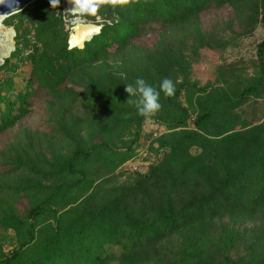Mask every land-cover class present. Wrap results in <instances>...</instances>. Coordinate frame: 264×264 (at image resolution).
Segmentation results:
<instances>
[{"label": "trees", "instance_id": "1", "mask_svg": "<svg viewBox=\"0 0 264 264\" xmlns=\"http://www.w3.org/2000/svg\"><path fill=\"white\" fill-rule=\"evenodd\" d=\"M229 8L239 36L259 26L264 32V0L109 6L102 33L71 51L63 12L49 0L4 21L16 37L0 68V136L30 114L42 92L53 108V140L70 147L51 160L28 150L14 159L6 176L24 174L12 191L31 204L21 215L0 207V228L13 231L16 244L10 253L0 245V264H264V120L240 112L264 98V39L259 72L246 85L224 79L200 87L191 79L197 50L213 47L201 17ZM153 25L165 30L160 41L136 46ZM27 63L30 78L19 90L15 77ZM137 78L157 88L164 78L179 82L173 97L161 93L153 116L170 131L153 139L160 158L122 181L117 172L137 156L147 121L126 103L125 84Z\"/></svg>", "mask_w": 264, "mask_h": 264}, {"label": "rangeland", "instance_id": "2", "mask_svg": "<svg viewBox=\"0 0 264 264\" xmlns=\"http://www.w3.org/2000/svg\"><path fill=\"white\" fill-rule=\"evenodd\" d=\"M67 3V0H60L58 8L61 12L66 11ZM230 14L231 9L229 8L207 12L201 17L203 31L209 32L214 39L212 40V48L199 49L197 50L198 55L193 57L191 79L192 82L198 83L200 87L217 86L224 79L225 81L228 79L231 85L239 82L246 85L259 72L256 66L257 46L264 39L262 27H257L249 37L239 36L241 30L232 26L231 19L234 16L231 17ZM5 27L8 28L7 26ZM233 30H236V35H234ZM164 32L165 30L161 25L150 26L135 42V45L144 50L145 48H153L160 41ZM191 44L196 46L197 42L193 40ZM189 50L194 53L193 50ZM14 51L15 48L7 58L0 62V68ZM112 53H114V50H112ZM12 63H15V61H12ZM30 74L31 66L29 63L21 64L15 77L16 86L19 90L24 89L25 82L30 78ZM238 77L239 79H237ZM184 100L183 97L182 101L184 102ZM49 101L44 93L39 92L33 98L30 114L14 129L0 136V196L5 199V204L3 203L0 207L4 211L8 212L9 205H11L13 211L21 215L31 204L29 198H24L22 194L16 195L14 189L12 191V188L17 186L16 181L22 180L24 174L20 172L6 176L16 168L13 161L17 156L23 154L24 150H28L32 152V155L38 153L36 155L41 159L44 157V159L51 160L63 153L65 154L70 147L69 144H62V142L53 140V131L56 126L53 121V108ZM241 111L245 113L244 118L255 123H261L264 120V98L260 100L251 99ZM195 119L196 115L193 113L189 123L191 129L194 128ZM169 132L165 126L158 124L153 117L147 119L143 126L137 156L127 162L117 172L121 175L122 181H125L130 174H146L149 171L150 167L160 158L156 152L151 150L153 139H157ZM154 147L157 148L158 145L154 144ZM40 153L41 155H39ZM0 245H2L5 253H10L16 247L14 232L4 231L0 228ZM112 264L120 263L114 262Z\"/></svg>", "mask_w": 264, "mask_h": 264}, {"label": "clouds", "instance_id": "3", "mask_svg": "<svg viewBox=\"0 0 264 264\" xmlns=\"http://www.w3.org/2000/svg\"><path fill=\"white\" fill-rule=\"evenodd\" d=\"M4 0H0L3 3ZM52 8H58L60 0H49ZM71 5L64 13L65 31L69 33L67 46L71 51L74 48L83 50L85 43L99 36L104 28L101 12L106 7L113 9L129 7L139 0H67ZM5 15H0V27H3ZM11 31V29H9ZM170 78H164L158 88L149 84L143 78H137L134 83L125 84L127 93L126 103L134 106L139 115L149 119L155 116L161 109V93L170 98L175 95L176 83Z\"/></svg>", "mask_w": 264, "mask_h": 264}, {"label": "bare ground", "instance_id": "4", "mask_svg": "<svg viewBox=\"0 0 264 264\" xmlns=\"http://www.w3.org/2000/svg\"><path fill=\"white\" fill-rule=\"evenodd\" d=\"M71 5L67 4L66 10L69 9ZM6 17L2 24L4 25V21L7 19ZM0 62H2L5 58H7L14 49V34L12 31H9V28L5 26L0 27Z\"/></svg>", "mask_w": 264, "mask_h": 264}, {"label": "water", "instance_id": "5", "mask_svg": "<svg viewBox=\"0 0 264 264\" xmlns=\"http://www.w3.org/2000/svg\"><path fill=\"white\" fill-rule=\"evenodd\" d=\"M35 1L36 0H4L3 3H0V15H5V17H9L11 15L18 13L25 6ZM9 29H11L15 38L16 37L15 30L13 28H9Z\"/></svg>", "mask_w": 264, "mask_h": 264}, {"label": "built area", "instance_id": "6", "mask_svg": "<svg viewBox=\"0 0 264 264\" xmlns=\"http://www.w3.org/2000/svg\"><path fill=\"white\" fill-rule=\"evenodd\" d=\"M68 4V3H67Z\"/></svg>", "mask_w": 264, "mask_h": 264}]
</instances>
